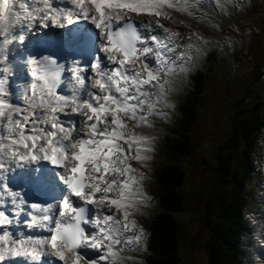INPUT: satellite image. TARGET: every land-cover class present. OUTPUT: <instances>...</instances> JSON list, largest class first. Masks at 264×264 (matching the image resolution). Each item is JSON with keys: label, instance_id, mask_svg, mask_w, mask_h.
Wrapping results in <instances>:
<instances>
[{"label": "snow or ice", "instance_id": "snow-or-ice-1", "mask_svg": "<svg viewBox=\"0 0 264 264\" xmlns=\"http://www.w3.org/2000/svg\"><path fill=\"white\" fill-rule=\"evenodd\" d=\"M186 12L187 0H0V257L24 264H124L139 251L143 228L131 217L150 197L133 161L150 159L148 124L171 77L185 70L192 43L161 20ZM90 25L93 58L65 67L43 57L26 61L30 81L13 88L6 45L41 27ZM191 40V37H187ZM130 122L131 125H130ZM56 169L55 203H31L9 189L12 165ZM36 171V170H33ZM44 172L41 170V176ZM34 236L11 229L20 225ZM92 253H96L95 256Z\"/></svg>", "mask_w": 264, "mask_h": 264}, {"label": "rangeland", "instance_id": "rangeland-1", "mask_svg": "<svg viewBox=\"0 0 264 264\" xmlns=\"http://www.w3.org/2000/svg\"><path fill=\"white\" fill-rule=\"evenodd\" d=\"M224 2H229L231 5L226 7L229 18L224 17V12L222 13L220 10L218 14L214 13L213 17L211 15L212 18L204 17V19L210 18L209 20H198L196 21L197 25L194 23L195 29L202 28L201 24L211 26L213 23L219 24L218 28L212 31L207 30L208 34L205 36V41H203V32L200 39L202 45H199L200 49L197 51L199 53L192 58V74L185 77L182 71L180 74V80L183 81L181 86H175L173 91H166L167 93H165L161 103L158 104L161 107L157 106V111L164 113V115L149 116V124L142 127L146 129L147 133H150L149 137L153 138L151 144L153 151L148 153L150 159L143 164L133 161V167L137 169L138 173H143L142 183H146L145 185L148 187L146 195L150 199L135 211L137 216L133 215L131 219L138 218L137 224L144 230L145 241L139 251L127 249L124 251L125 257H131V259H126L124 264L144 263L145 246L150 244L149 222L141 218L143 215L152 217L158 209L157 196L160 189L151 182L150 176L153 169L156 173L162 169L161 166L176 163L181 164L186 172V178L180 188L184 200V210L174 211L179 227V264H209L210 262V242L208 239L215 234L213 229L216 220H219L215 214L218 212L215 209L218 208L219 211L218 201L220 202L223 194H233L235 190V183L226 180L230 175H220L218 172L219 158L221 154L226 155L230 152L228 147L232 146L228 145L227 147V143L232 138L229 139V137L241 126L239 123L243 122L246 113L252 117H261L264 120V3H258L254 0H226ZM199 10L200 8L196 11ZM218 18L226 21V23L218 21ZM164 21L167 22L168 20ZM30 31L34 32L33 27L30 28ZM179 33L182 38L187 35L184 29H180ZM225 44H228L229 48L223 58L220 55L221 64L217 63L210 75L209 72H206L208 85L202 98L203 103L199 105L198 118L195 120L193 130L190 133L191 141L186 138L190 143L188 146L189 154L173 153L166 146L175 138L178 139L177 129L174 125L177 123L176 117L181 109L180 103L185 98L184 90L193 84L195 80L193 75L197 74V68H203L206 71V68L213 66L211 58L208 59L211 63L206 61L207 55L211 53L210 50L217 49L220 52ZM180 50L182 49H178V51ZM230 52L232 53L231 56ZM17 84L19 86V81ZM250 95L252 96L245 99ZM242 100H244V106ZM241 106L244 107V110L248 107L249 111L242 113ZM157 117L158 119L154 122V118ZM256 125H259V122H256ZM134 130L138 131V127ZM257 138L260 140V144L251 150L253 158L251 169L258 170L259 176H255L252 172L246 173L243 185L252 200L255 199L256 188L264 191V176L261 173V169H264V126H262ZM235 153H239L238 148ZM151 160L155 162L152 161L150 165ZM254 204L250 203L253 210ZM258 210L259 208L255 209L259 212L260 210ZM212 218H214L215 223L210 224ZM261 219L255 220L254 217L253 221L246 220V225L251 233L243 240L242 245L250 244L253 248L250 251L251 254H255V248L259 247ZM215 238L214 235L213 239ZM146 239L149 240L148 244H146ZM246 248L249 249V247ZM4 257H0V260L2 261Z\"/></svg>", "mask_w": 264, "mask_h": 264}, {"label": "trees", "instance_id": "trees-1", "mask_svg": "<svg viewBox=\"0 0 264 264\" xmlns=\"http://www.w3.org/2000/svg\"><path fill=\"white\" fill-rule=\"evenodd\" d=\"M217 51L209 53L207 56L211 58L213 66L206 68L209 75L213 73V67L220 61ZM208 63H211L208 60ZM204 69L198 70L193 84L189 85L185 91V98L181 101V109L176 117L175 127L178 139L175 138L166 147L179 154H189L188 146L190 143L186 140L190 139V133L193 130V124L198 118L199 105L203 103V96L206 93L208 79ZM188 95V96H187ZM249 98V97H246ZM244 113V107H240ZM256 122H264L258 116L252 117L246 115L243 122L236 132H234L227 143L232 147L229 153L219 158L218 172L230 175L229 180L235 183L234 193L228 195L223 194L218 208L215 213L219 220H216L214 228L216 238L213 236L208 239L210 242L209 264H240L239 251L240 242L245 235L246 228L244 218L242 216L243 207L250 202L244 190V177L251 169V158L253 147L256 146L257 137L262 130L263 125H256ZM239 153L236 154V149ZM186 155V154H185ZM157 183L160 189L158 205L159 208L151 219L150 226V244L149 253L146 257V264H179V247L178 232L174 211H180L183 208L184 200L180 191L181 185L186 178L185 169L181 164L164 165L161 171L156 172ZM224 178V176H222ZM222 205V208H220ZM224 218V219H222ZM214 218L210 220L215 223ZM213 232V233H214Z\"/></svg>", "mask_w": 264, "mask_h": 264}, {"label": "bare ground", "instance_id": "bare-ground-1", "mask_svg": "<svg viewBox=\"0 0 264 264\" xmlns=\"http://www.w3.org/2000/svg\"><path fill=\"white\" fill-rule=\"evenodd\" d=\"M58 2H59L58 0H54V3H58ZM187 3H188V10L186 12H176V11L170 10L172 12V16L174 17V21L168 20L167 22H165L162 19L161 22L164 23L166 27H169V28H171L177 32H179L180 29L186 30L187 35H186V37H183L184 39L181 40V44L192 43L193 48L187 49V50L182 49L180 51H186L187 56L190 57V59H191V58H193V56L195 54L198 53L197 51H198L199 45H200V43H198L199 42V39H198L199 38V31L197 29H195V24H194V22L192 23V21L198 20V19H204V17H211V12L216 11L218 9L219 3L217 0H187ZM198 8H200V10L196 11ZM168 23H172L173 24L172 27H170L168 25ZM58 30H59V28H56V27L44 28V27H41L39 24H37L35 27H33L34 32L29 30V31L25 32V35L27 38H30V36L32 34L36 33L38 35V38H40L41 35H43L46 32L54 33ZM187 37H191V40H188ZM9 48H10V45L5 46V48H4V54L5 55H7V51L9 50ZM190 59H186V61H182V62H178V63H184L186 66V65H188V61ZM27 68H29V66ZM15 74L16 73H14V75ZM166 79L169 81V83L165 85L166 91L169 88L175 87L177 84L180 85L182 83V81L180 79L176 78L174 76V74L171 77H166ZM12 81H13V88L15 90L17 83L15 82L14 79H12ZM17 89H18V87H17ZM143 126H144V124H141V126L138 127V131L134 130V132L136 131V134H138V135L150 136L149 135L150 133H147L146 129L142 128ZM154 139H156V138H154ZM152 143H153V138H152L151 144ZM21 166L30 167L29 164H22ZM14 167H15V165H12L10 170L14 169ZM10 170H9V172H10ZM4 175H5V172H4L3 176ZM15 187H16L15 185H12V188H15ZM93 255L95 256L96 253H93ZM12 257L11 256H5L3 258V260L5 261L6 264H24L22 258H18L15 260Z\"/></svg>", "mask_w": 264, "mask_h": 264}]
</instances>
